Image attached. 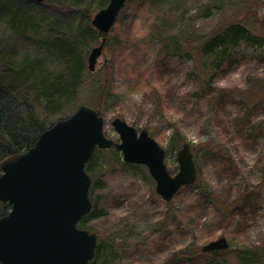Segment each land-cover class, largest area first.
<instances>
[{
  "label": "rangeland",
  "instance_id": "374dc122",
  "mask_svg": "<svg viewBox=\"0 0 264 264\" xmlns=\"http://www.w3.org/2000/svg\"><path fill=\"white\" fill-rule=\"evenodd\" d=\"M99 2L106 7L109 0L93 1ZM75 18L81 22L79 11ZM2 20L0 48L7 51L13 35ZM230 25L245 27L249 40L221 60L197 51L201 38ZM185 40L186 52L165 53V41ZM99 42L96 37L87 55ZM18 52L46 66L55 61L32 46L19 45ZM82 104L99 112L104 136L115 143V118L146 130L164 150L171 176L184 143L197 167L196 182L165 202L145 166L126 164L115 149H96L94 207L83 229L96 234L99 258L109 256L111 264H264V0H127L66 116ZM216 152L224 159L211 158ZM225 165L232 174H219ZM258 187L259 199L249 201L254 211L246 208L240 218L236 205ZM220 237L228 240L227 250L201 253Z\"/></svg>",
  "mask_w": 264,
  "mask_h": 264
},
{
  "label": "water",
  "instance_id": "95a60500",
  "mask_svg": "<svg viewBox=\"0 0 264 264\" xmlns=\"http://www.w3.org/2000/svg\"><path fill=\"white\" fill-rule=\"evenodd\" d=\"M126 2L109 0L92 16L91 26L101 37L87 55L90 73L95 72L107 35ZM103 124L95 108L82 104L42 132L32 147L1 161L0 202L9 203L10 210L0 217V264H88L94 258L97 236L78 223L92 210L91 178L85 166L96 149H115L126 164L145 166L165 202L195 183L197 170L188 143L176 153L178 171L171 176L164 150L146 130L137 132L115 118L111 122L119 136L115 143L104 136ZM228 248V240L220 237L201 251Z\"/></svg>",
  "mask_w": 264,
  "mask_h": 264
},
{
  "label": "trees",
  "instance_id": "16d2710c",
  "mask_svg": "<svg viewBox=\"0 0 264 264\" xmlns=\"http://www.w3.org/2000/svg\"><path fill=\"white\" fill-rule=\"evenodd\" d=\"M46 1L47 5L44 4ZM93 1L44 0L38 3L28 0L27 4L23 5L20 0H0V26L4 21L2 19L5 18L8 32L13 35V39H9L12 41L8 45L9 49L6 51L0 48V163L6 157L32 147L42 132L56 121L67 118L68 106L71 102H75L83 77L92 76L94 73H90L87 69V51L96 37L101 35L91 26L90 21L93 13L105 7L103 2L95 5ZM77 10L82 16L79 23L75 18ZM250 37L249 31L241 25L225 26L205 39L201 38V45L197 51L202 55L215 52V58L221 60L232 46L241 41H248ZM16 41L17 46L14 45ZM188 42V40L184 41L186 43L184 47L182 42L165 41L163 49L167 52L171 51V54L186 52L185 48H189ZM19 45L28 48L32 46L36 51L45 52L52 61H55L46 66L44 59L38 56H27L25 53L19 56ZM226 61L229 59L226 58ZM98 86L99 90H105L106 80L104 84ZM61 113L64 117L56 121L50 120ZM222 125L220 127L222 134L228 136V130ZM251 136L255 138L256 135ZM95 152L96 150L85 166L90 178L98 169L94 158ZM216 153L210 155L211 158L224 157ZM222 169L220 175L232 174L228 165ZM93 189L94 183L89 189L90 200ZM259 189L258 187L250 195L241 196L243 199H240L235 209L240 218L246 208L250 207L254 211L249 201L253 203V200L256 202L259 199L261 195ZM246 203L249 205L246 206ZM9 210V203L0 202V217L6 215ZM91 213L92 210L78 223L79 228L83 229L85 219L91 216ZM100 249V246H96L95 256L88 264H111L109 256L104 260L99 258ZM220 252L223 251L210 253L201 251L203 254L213 255H218ZM180 255L182 256L183 253Z\"/></svg>",
  "mask_w": 264,
  "mask_h": 264
}]
</instances>
